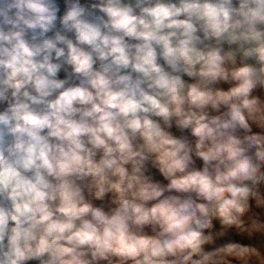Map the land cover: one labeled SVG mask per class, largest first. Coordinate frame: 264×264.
<instances>
[{"label": "clouds", "instance_id": "1", "mask_svg": "<svg viewBox=\"0 0 264 264\" xmlns=\"http://www.w3.org/2000/svg\"><path fill=\"white\" fill-rule=\"evenodd\" d=\"M30 262L264 264V0H0V264Z\"/></svg>", "mask_w": 264, "mask_h": 264}, {"label": "rangeland", "instance_id": "2", "mask_svg": "<svg viewBox=\"0 0 264 264\" xmlns=\"http://www.w3.org/2000/svg\"><path fill=\"white\" fill-rule=\"evenodd\" d=\"M220 86H221V87H224L225 89H226L227 87H229V85H226V84H222V85H220ZM254 130H257V129H254ZM173 131H175V129H173ZM200 164H201V162H200V161H197V165L199 166ZM151 173L153 174V176H154L155 179L160 180V181H162V182H164V183H167V181H165L164 178H163L162 176H160V174L158 173L157 170L152 169V170H151ZM97 203H99V202H97ZM217 226H218V225H216V227H217ZM231 238L234 239V240H236V241L243 242V243H247V242H248V241L245 242L246 240H241V237L236 236V235L234 234V231H233V234H232ZM222 242H223V241H221V243H222Z\"/></svg>", "mask_w": 264, "mask_h": 264}, {"label": "bare ground", "instance_id": "3", "mask_svg": "<svg viewBox=\"0 0 264 264\" xmlns=\"http://www.w3.org/2000/svg\"><path fill=\"white\" fill-rule=\"evenodd\" d=\"M30 264H36V262H30Z\"/></svg>", "mask_w": 264, "mask_h": 264}]
</instances>
